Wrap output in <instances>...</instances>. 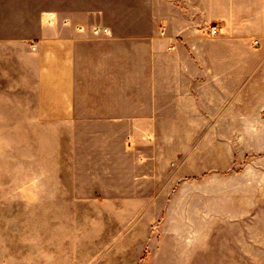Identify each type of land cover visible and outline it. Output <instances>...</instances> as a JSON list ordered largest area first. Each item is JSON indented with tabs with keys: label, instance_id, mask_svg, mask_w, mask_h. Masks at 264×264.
Returning a JSON list of instances; mask_svg holds the SVG:
<instances>
[{
	"label": "crops",
	"instance_id": "obj_1",
	"mask_svg": "<svg viewBox=\"0 0 264 264\" xmlns=\"http://www.w3.org/2000/svg\"><path fill=\"white\" fill-rule=\"evenodd\" d=\"M253 125H264V0H0V143L20 172L40 143L53 157L57 129L64 141L87 127L130 152L173 146V174L191 177L208 143L228 141L216 128ZM44 254L36 263L54 264Z\"/></svg>",
	"mask_w": 264,
	"mask_h": 264
},
{
	"label": "rangeland",
	"instance_id": "obj_2",
	"mask_svg": "<svg viewBox=\"0 0 264 264\" xmlns=\"http://www.w3.org/2000/svg\"><path fill=\"white\" fill-rule=\"evenodd\" d=\"M95 130L57 129L53 157L40 143L26 173L0 143V264L47 262V248L54 264H264V125L216 128L228 141L191 177L173 174V146L130 152Z\"/></svg>",
	"mask_w": 264,
	"mask_h": 264
},
{
	"label": "built area",
	"instance_id": "obj_3",
	"mask_svg": "<svg viewBox=\"0 0 264 264\" xmlns=\"http://www.w3.org/2000/svg\"><path fill=\"white\" fill-rule=\"evenodd\" d=\"M211 32H212V33H215V32H216V30H215L214 28H212V29H211Z\"/></svg>",
	"mask_w": 264,
	"mask_h": 264
}]
</instances>
